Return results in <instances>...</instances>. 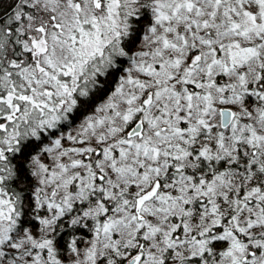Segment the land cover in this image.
Returning <instances> with one entry per match:
<instances>
[{"label": "snow or ice", "instance_id": "1", "mask_svg": "<svg viewBox=\"0 0 264 264\" xmlns=\"http://www.w3.org/2000/svg\"><path fill=\"white\" fill-rule=\"evenodd\" d=\"M0 264H264V0H0Z\"/></svg>", "mask_w": 264, "mask_h": 264}]
</instances>
